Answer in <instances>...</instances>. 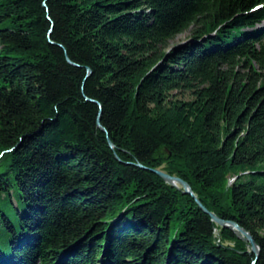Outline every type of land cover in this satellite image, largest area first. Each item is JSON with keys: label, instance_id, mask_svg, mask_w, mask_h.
I'll return each mask as SVG.
<instances>
[{"label": "trees", "instance_id": "obj_1", "mask_svg": "<svg viewBox=\"0 0 264 264\" xmlns=\"http://www.w3.org/2000/svg\"><path fill=\"white\" fill-rule=\"evenodd\" d=\"M263 23L264 0H0V264H264Z\"/></svg>", "mask_w": 264, "mask_h": 264}, {"label": "water", "instance_id": "obj_2", "mask_svg": "<svg viewBox=\"0 0 264 264\" xmlns=\"http://www.w3.org/2000/svg\"><path fill=\"white\" fill-rule=\"evenodd\" d=\"M98 126H99V124H98ZM101 131L104 132L103 129H101ZM108 144L110 147H112L109 142H108ZM151 172L172 186L177 187L179 185L182 189L183 194H186V195L192 197L194 199V201L196 202V204L198 205V207L202 210V212L204 214L209 215L211 217V219L216 224H218L220 227L228 228V229L232 230L236 235L239 236V238H241L242 240H245L250 245V250L252 253L258 255L259 249L256 246V244H255L253 238L250 236V234H248L244 229L240 228L237 224H235L233 222H223V221L219 220L213 214L208 213V211L196 199V197L192 193V190L189 188V186L185 182H183L182 180H180L178 178L171 177V176H169V175H167L164 172L159 171V170H151Z\"/></svg>", "mask_w": 264, "mask_h": 264}, {"label": "rangeland", "instance_id": "obj_3", "mask_svg": "<svg viewBox=\"0 0 264 264\" xmlns=\"http://www.w3.org/2000/svg\"><path fill=\"white\" fill-rule=\"evenodd\" d=\"M264 27V23L260 26ZM191 40V33L189 31H186L178 36H176L174 39L170 40L167 44L166 50H173L174 48L180 47L182 45L190 43ZM178 98H182V96L178 95ZM183 99L188 100L187 96H183ZM234 178L229 177V184L233 183Z\"/></svg>", "mask_w": 264, "mask_h": 264}, {"label": "bare ground", "instance_id": "obj_4", "mask_svg": "<svg viewBox=\"0 0 264 264\" xmlns=\"http://www.w3.org/2000/svg\"><path fill=\"white\" fill-rule=\"evenodd\" d=\"M238 236V235H237ZM239 237V236H238Z\"/></svg>", "mask_w": 264, "mask_h": 264}]
</instances>
